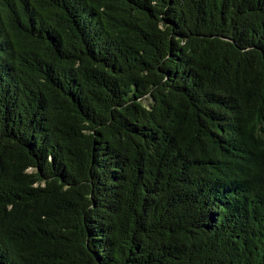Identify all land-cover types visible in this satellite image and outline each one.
Listing matches in <instances>:
<instances>
[{
    "label": "trees",
    "instance_id": "trees-1",
    "mask_svg": "<svg viewBox=\"0 0 264 264\" xmlns=\"http://www.w3.org/2000/svg\"><path fill=\"white\" fill-rule=\"evenodd\" d=\"M0 264H264V0H0Z\"/></svg>",
    "mask_w": 264,
    "mask_h": 264
}]
</instances>
